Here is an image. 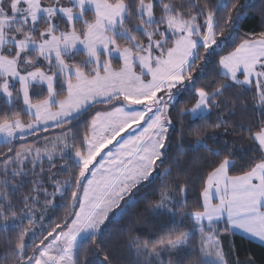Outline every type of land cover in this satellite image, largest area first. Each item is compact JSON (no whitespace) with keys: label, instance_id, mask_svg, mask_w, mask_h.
<instances>
[{"label":"snow or ice","instance_id":"obj_1","mask_svg":"<svg viewBox=\"0 0 264 264\" xmlns=\"http://www.w3.org/2000/svg\"><path fill=\"white\" fill-rule=\"evenodd\" d=\"M230 2L217 0L210 9L201 7L199 0H190L187 8L164 0H70L69 6L61 0H0V137L8 144L19 143V147L8 148L11 155L4 154L0 166L4 176L0 222L5 229L20 228L9 253L15 264H89L83 256L85 244L102 235L109 214L123 211L121 201L128 204L125 197H131L143 182H151L153 173L161 180V188L152 207L167 215L172 227L151 244L134 237L138 254L159 258L162 252L175 249L176 264H183V258L195 252L200 254L196 264H226L217 225L223 231L241 230L264 241V158L250 170L231 175L235 161L225 156L201 178L200 208L189 207L187 184L177 183L175 189L169 186L171 167L160 170L167 159L173 89L185 82L192 84L196 103L182 112L195 125L196 120L208 118L215 98L233 86L222 83L208 89L195 88L193 83L198 62L206 65L227 46V40L236 39L239 14L237 20L230 14L223 18L233 29L227 37L219 17ZM87 12L93 13L92 19L85 18ZM77 23L82 25L79 30ZM120 41L127 44L122 46ZM81 53L85 58L76 62ZM114 57L122 61L118 70L113 68ZM217 63L229 81L254 88L264 105V36L243 40ZM97 105L110 109L95 111L88 119ZM82 119L83 129L74 130V122ZM258 127L250 135L264 156V123ZM49 128L60 132L51 140L44 137L43 148L22 142L38 138ZM189 133L196 137L194 149L208 147L199 128L193 126ZM54 156H67L76 171L62 183H54L66 200L65 215L54 226H41L39 234L47 235L37 244V231L22 224L24 219L29 224L34 220L29 199L39 203L40 192L47 195V190L42 189V182L34 186L37 195L24 197V210L18 214L10 196L21 185L13 180L28 175L26 163L34 172L44 157L51 161ZM186 218L193 228L181 231ZM30 231L29 244L25 236ZM197 233L199 247L193 248L191 241ZM92 255L99 257L96 264H110L99 244Z\"/></svg>","mask_w":264,"mask_h":264},{"label":"trees","instance_id":"obj_2","mask_svg":"<svg viewBox=\"0 0 264 264\" xmlns=\"http://www.w3.org/2000/svg\"><path fill=\"white\" fill-rule=\"evenodd\" d=\"M48 1V0H47ZM164 2H173L178 6L187 8L190 0H164ZM201 7H208L214 9L217 0H199ZM235 7H232V5ZM244 5V7H241ZM157 15L160 14V9H156ZM195 12V9H192ZM231 15L233 20H237L236 39L226 41L227 46L218 51L210 62H198L197 68L193 71V83L195 88L207 87L213 89L222 83H231L233 86L227 87L223 94L215 98V103L211 108L208 118L204 121L196 120L193 125V120L189 115L183 113V109L191 108L195 103L197 96L194 93L193 86L189 82L180 88V96L178 100L171 107L169 116L172 120V125L169 128V142L166 143L167 159L160 165V170L171 167L172 171L167 178V183L173 189L177 183L187 184L190 191L187 193L188 205L190 208H200L202 190V177H206L207 172L211 171L213 167L218 166L219 161L223 160L225 156L235 161V165L230 167L231 175H240L245 171L250 170V167L258 163L260 159L264 158L261 155V150L257 142L251 139L250 132L259 130V125L264 123V105H261L258 100V93L254 88H246L244 86L235 85L234 82L229 81L222 74L221 66L217 63L220 56L227 54L238 46L245 39H259L264 36V0H231L228 9L219 13L221 18V27L223 28L224 36L233 30L231 23H225L224 17ZM89 17V15H87ZM138 23V21H134ZM80 25V23H78ZM45 27L41 24V28ZM163 30V26H161ZM122 45L127 42L120 41ZM203 54V49H201ZM80 57H84L83 53ZM79 58V56L77 57ZM71 62V61H70ZM78 62V61H77ZM113 63L117 66L120 60L115 59ZM59 90V89H58ZM46 95V92L44 93ZM63 95V93H62ZM41 97H33L38 99ZM3 100L0 99V105ZM18 107H22L19 105ZM110 109V106L97 105L90 111L87 118L90 119L95 111H105ZM29 117L25 116L27 120ZM85 120L74 122V130H80L84 127ZM219 124V127L216 125ZM200 129L208 147H200L199 150L192 146L195 144L196 137L189 133L191 127ZM54 131L52 128L46 132L40 133L38 138L49 135ZM38 138H31L22 141L23 143H33ZM79 143V141H77ZM19 147V143L8 144L0 143V166L3 165L4 154L8 153V148ZM220 149V154L216 155L215 150ZM179 160L177 164L175 161ZM159 163V162H158ZM41 164V165H40ZM44 161L36 165L34 172H30L32 165L26 163L24 171L28 173L27 176L17 177L13 183L20 184L19 190L10 196L13 203V210L20 214L24 210V197L36 196L37 193L33 191L34 186L40 185L42 182V189L47 190V195L43 191L39 194V203H33L29 199L28 203L36 211H43L46 209V218L43 223L44 226L59 223L61 218L65 215L66 200L61 193L56 192L53 187L54 183L63 182L69 179L76 171V166L69 158L57 159L52 163ZM42 166V167H41ZM65 166L67 170H65ZM15 167V165H12ZM43 169V171H41ZM150 178V181L143 182L137 189H133L131 197H125V204L121 203V211L117 209L115 215L109 216V221L105 222L102 227V235L98 236L95 241H89L85 244L83 256L89 260V264H96L99 259L98 256L92 255V250L99 244L109 256L110 264H176L177 255H173L168 259V254L161 253L159 258L148 257L144 253L138 254L134 248V237L149 240L150 244L154 243L159 237L166 234L172 227L170 218L167 215L159 214L152 205L159 200V191L161 188V180L156 177ZM4 176L0 173V189L3 188ZM9 179L11 175L9 174ZM11 193V188L7 189ZM55 193V197L53 194ZM50 202V203H49ZM44 203L46 206H44ZM49 207V209H48ZM40 213H36V218ZM38 219V218H37ZM33 223L29 224L27 219H24L22 227L31 229ZM41 222L38 224V226ZM193 228V222L185 219V224L181 227V231H189ZM37 228L36 243L47 235L39 234ZM51 230L50 228L48 229ZM20 228L5 229L3 223L0 222V264H15V257L10 255V250L16 242V236ZM31 232V231H30ZM25 236V240L30 244L32 232ZM234 239L228 242L224 240L225 247L233 246L236 256L241 262H229V264H264V247L246 240L244 237L234 234ZM200 237L197 233L193 236L191 247L198 248ZM41 247H43L41 245ZM199 253L195 252L190 258H183V264H196ZM7 257V259H5Z\"/></svg>","mask_w":264,"mask_h":264},{"label":"rangeland","instance_id":"obj_3","mask_svg":"<svg viewBox=\"0 0 264 264\" xmlns=\"http://www.w3.org/2000/svg\"><path fill=\"white\" fill-rule=\"evenodd\" d=\"M45 2L46 3H51L52 2V0H45ZM61 3L62 4H64L65 6H69V3H70V0H61ZM87 15H89V17L87 16ZM85 18L86 19H92L93 18V13L92 12H87L86 13V16H85ZM77 29L79 30L81 27H82V25L80 24V25H78V23H77ZM61 27H64V24H63V21H61ZM122 46H125V45H122ZM226 55V54H225ZM85 57H80L79 56V58H77V60H76V62L78 61H82L83 59H84ZM115 59H118V58H113V60H112V64H113V68L114 69H119L121 66H122V61L120 60V59H118V60H120V64H118L117 66L113 63V61L115 60ZM222 69V68H221ZM136 71H137V73H139L140 72V68H139V66H137L136 67V69H135ZM223 71V70H222ZM238 77L239 78H241L242 79V75H240L239 73H238ZM17 87H19V85L17 84L16 85ZM180 88H181V85H177L176 86V88L175 89H173V92H174V95H175V99H174V101L172 102V106L174 105V103L178 100V98H179V96H180ZM258 100H259V96H258ZM171 106V107H172ZM171 107H170V109H171ZM170 109H169V112H170ZM109 110V109H108ZM105 111H107V110H105ZM169 114V113H168ZM170 128V127H169ZM49 129H51V128H49ZM54 131H52V133H50L49 135H45V136H43V137H40V138H38L37 140H35V141H33V143H36L37 144V146L38 147H41V148H43L44 147V137H48V139L49 140H51L53 137H55L56 135H58L59 134V132H60V129H56V128H52ZM129 131H131V130H129ZM122 135H125L126 136V134H122ZM119 139V138H118ZM0 143H5L4 141H3V137H0ZM69 143H72V141H71V139H69ZM49 147H51V145L49 144ZM109 147H111V146H109ZM65 158H68L67 156L65 157ZM57 159H60L58 156H54L53 157V159L50 161V160H48L47 159V157H44L40 162H38L37 164H39V163H41V162H44V161H48V162H50V164H48V165H51L52 163H54V161L56 162L57 161ZM41 165V164H40ZM42 167V166H41ZM155 173H153V175H154ZM123 201H121V203H122ZM46 204L48 205V203H44V206H46ZM48 209H49V207H48ZM114 211H116V210H114ZM40 213L39 214V217H37L36 218V213ZM112 213H110L109 214V216L111 215ZM33 216H34V224L32 225V227H31V229H34V230H36L37 228L39 229V227H41L42 225H43V223H44V221H45V218H46V209L45 210H43V211H41V212H39V211H36V212H34L33 213ZM41 217H42V219H41ZM41 222V224L38 226V224ZM31 233V232H30ZM219 239H220V242H222V238L219 236ZM226 248V247H225ZM162 253H166V254H168L169 256H168V259L169 258H171L173 255H175L176 254V250L175 249H173V250H171V251H169V252H162ZM170 260V259H169Z\"/></svg>","mask_w":264,"mask_h":264},{"label":"crops","instance_id":"obj_4","mask_svg":"<svg viewBox=\"0 0 264 264\" xmlns=\"http://www.w3.org/2000/svg\"><path fill=\"white\" fill-rule=\"evenodd\" d=\"M213 202L216 203L218 201L214 200ZM217 227L221 228L219 236L222 238V242H220V243H221V246H222V249L224 252V259L226 261V264H229V262H241L240 259L236 256L233 246H229V247L225 248L224 240H226L228 242V245H230V241L234 239V236H233L234 234L240 235V236L244 237L246 240H249L252 243L257 244L261 247H264V241H261L259 238L250 236L249 234L244 233L241 230H236L235 232L223 231V229L220 225H217ZM205 231L207 232L208 229L206 228Z\"/></svg>","mask_w":264,"mask_h":264}]
</instances>
